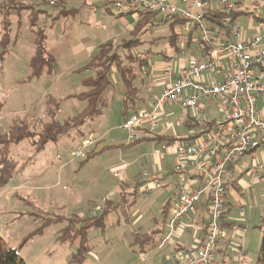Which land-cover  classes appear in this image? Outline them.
I'll return each mask as SVG.
<instances>
[{"label": "rangeland", "instance_id": "1", "mask_svg": "<svg viewBox=\"0 0 264 264\" xmlns=\"http://www.w3.org/2000/svg\"><path fill=\"white\" fill-rule=\"evenodd\" d=\"M112 1L104 4L96 0H66L67 8L77 7L79 10L74 16L60 19L56 25H52L53 21L44 14L39 15L37 23L45 28V48L50 57L53 74L51 76L44 74L23 84L21 80L29 75L28 62L33 52L34 40V34L29 27L28 15L33 10L49 11V8L43 4L37 6L39 0L33 2L34 5L29 0H17L16 3L22 5L23 8L18 10L14 5V9H11L12 15L6 19L10 24L9 32L4 28V12H0V41L6 32L11 40L8 53L1 63L2 69L0 68L2 70L0 72L1 133L17 119L30 122L42 116L47 94L50 98L62 99L60 100L61 109L57 114L60 121L71 118L84 109L86 103L71 96L87 90L86 85L95 77V71L93 69L79 71V69L91 59L90 56L105 41L112 40L113 45H118L122 40L128 39L130 31L129 33L126 31L125 26L128 27L126 23H132L135 19L132 15L127 17L129 20L124 18L117 20L114 17L117 13ZM261 2L259 8L252 7L251 15L264 12V1ZM27 5H32V9L24 8ZM57 12L58 9H55L49 13L54 15ZM152 34L153 37L160 36V34L167 35V27L159 26ZM162 45V43L157 46L144 44L139 48L150 47L153 52H157ZM164 62L160 57L151 55L150 74L146 78L151 85L150 92L156 88L154 91L156 93L163 82L161 69ZM156 63L158 64L155 66ZM150 95L153 94L150 93ZM123 96L124 89L121 84L114 82L103 94L106 105L98 120L83 125L80 133L72 131L58 142L48 143L44 150L35 152L30 140H24L7 148V158L13 163L16 162L18 169L0 194V236L8 245L18 248L21 239L34 231L41 224V220L53 222L55 216L69 218L75 213L83 215L90 207L92 209L88 211V215L92 217L91 212L95 207L99 205L102 210L103 203L108 201V198L103 201L104 196L113 197V193L116 196L117 186H121L117 181L121 178L120 172L126 183H131V186L135 184V180L143 181L140 179L143 174L160 178L165 173V169L161 166L158 173V167L155 166L153 170L151 165L150 158L155 160L154 151L158 149L157 144L149 140L128 142L125 138L127 132L120 129ZM176 106L167 104L160 111L161 114L167 116L172 126L175 117L182 114L180 108ZM216 112L213 105H208L207 119L216 117ZM199 120L204 122V116L201 115ZM99 125L102 126L100 134L110 131L112 134L99 139L96 129ZM90 128L94 131L92 139L90 136L87 138ZM30 130L34 133L41 132L40 123L31 121ZM160 131H163L162 128H158L155 133L160 134ZM174 132L177 137L185 134L182 127H176ZM172 133L173 130H170L169 134ZM86 138L92 143L84 150V154L94 151L96 155L91 157L84 166L79 167L82 159H71L73 158L72 153L80 149ZM97 138L99 141L94 144ZM57 153L63 156L61 163L64 169L60 170V166L55 162ZM258 155V160L262 159V153ZM250 160L251 157L247 155L241 159L239 165L249 163ZM167 161L170 163L168 159ZM112 168H115L114 170L118 168L120 171H114ZM112 171L118 173V176L113 175L116 178H113ZM248 177V174L244 175L243 180L250 182ZM262 186L264 184L253 186L255 199L264 192ZM162 189L163 187L153 189L144 196L140 194L131 212L128 208H120L105 219L102 230L89 233L87 239L91 252L85 255L86 259L82 264H161L163 253L147 247H144V253H140L138 245L133 244L131 233L139 228L140 232L145 234L147 230H154V226L160 222V208L165 202L162 199L168 196L165 194L156 200V195L165 190ZM24 213L29 215L26 216ZM261 213L264 214V209L258 208L257 216ZM6 217L9 223L4 222L3 219ZM117 220L119 224L113 226L112 223H116ZM64 225V222H53L41 234L29 239L18 251L24 263L74 264L70 262V259L71 254L76 253L77 240L72 247L68 242L57 240L58 231ZM192 225L198 229L196 227L198 225L194 223ZM196 229L191 232L195 238L199 234ZM260 237L259 225L255 224L248 228L245 235V248L250 260L255 259L259 252ZM143 254L147 256L146 261L142 260ZM229 256L232 254L230 253ZM215 264H221V261L216 258Z\"/></svg>", "mask_w": 264, "mask_h": 264}, {"label": "built area", "instance_id": "2", "mask_svg": "<svg viewBox=\"0 0 264 264\" xmlns=\"http://www.w3.org/2000/svg\"><path fill=\"white\" fill-rule=\"evenodd\" d=\"M215 1V7L212 0L111 2L117 14L144 10L164 23L181 19L179 30L183 36L195 27L211 47L207 55L199 57L186 52L180 43L179 56L162 66L159 94L147 107L130 113L120 126L131 143L155 136L173 138L158 144L160 157L165 153L173 156L171 174L176 177L177 190L158 249L179 238L182 221L195 214L199 206L204 210L205 230L197 247L177 250L174 264H214L217 243L224 234L221 218L228 203V190L234 184L239 185L246 174L250 182L242 189V195H251V186L264 184V12L249 14L254 27L248 35L236 16L233 17L240 0ZM214 13L223 14L225 19L218 23L210 21ZM137 59L147 63L141 73L149 77L150 54L138 53ZM259 100L263 102L260 108ZM167 104L177 105L182 111L175 117L173 126L160 112ZM208 105L217 111L212 119H207ZM201 115L204 122L199 120ZM176 127L183 128L182 137L174 135ZM158 128L163 130L160 134L155 133ZM91 143L90 139L84 140L71 159H84V150ZM258 153H262V159L258 160ZM247 155L251 157L250 162L239 165ZM141 179L145 181L140 187L143 196L162 187L156 176L143 174ZM100 210L97 205L91 214L95 216ZM146 259L143 255L142 260ZM245 259L244 249L240 247L235 263L246 264Z\"/></svg>", "mask_w": 264, "mask_h": 264}, {"label": "trees", "instance_id": "3", "mask_svg": "<svg viewBox=\"0 0 264 264\" xmlns=\"http://www.w3.org/2000/svg\"><path fill=\"white\" fill-rule=\"evenodd\" d=\"M35 1L38 0H31L32 5H34L33 2ZM40 4L46 5L49 10H55L61 7V10H59L55 19H50L53 23L58 18L67 17V15L73 16L75 13L74 11L65 10L64 7L59 5L56 0H39V3L36 5L39 6ZM14 5L18 10L23 8L22 5H19L14 0H8L0 4V12H4L3 22L5 24L4 28L7 32H9L8 26H10V24L6 19L10 16L11 9H14ZM32 5L24 6V8L32 9ZM107 11L109 12V10ZM42 14L49 18L52 17L48 11L40 9L33 10V12L28 15L29 27L34 34L33 52L28 62L29 75L21 80L22 84L29 83L31 80L39 78L44 74L47 76H51L53 74L50 57L45 48V28L43 26L41 27L39 23H37L39 15ZM132 15H135L136 22L130 31V37L126 40H122L118 45H113L112 41H108L100 45L97 53L79 69V71L91 69L95 70V77L92 78L86 85L87 90L78 95L71 96L74 99L84 101L86 103L81 112L71 118L60 121L57 118V114L61 109L60 100L62 99L59 100L50 98L47 94L42 116L31 120L32 122L35 121L40 123L41 132L34 133L30 130L31 121L28 122L27 120L20 119L13 121L3 133L0 132V192L8 185L11 177L18 170L16 168V162L13 163L7 158V148L9 146L17 145L24 140H30L31 147L35 152H39L44 150L48 143L58 142L63 137L69 135L72 131L79 132L83 125L88 122L98 120V118L102 115V111L106 105V102L103 99V94L116 81L119 82L125 90V104L132 101L133 97H135L137 93L135 87L136 80L138 78L137 73H141L140 71H143L147 66L145 61L141 62L137 59L138 53L150 54V56L155 55L158 58L160 57L163 61L169 62L179 56L180 43L183 44L186 52L189 51L199 57L207 55V52L211 49V47L205 44V42L198 35L195 27L186 36H183L180 32H176L175 28H180L182 25L183 21L181 19H176L171 23H164L157 19L154 14L144 10L122 12L116 14V18ZM224 19L225 16L220 13H214L209 18L210 21L217 23ZM159 26H167L169 34L152 37L151 34L156 31ZM7 32L3 35V38L0 41L1 69V63L4 61V58L8 53L9 44L11 43ZM12 43H14V41ZM161 43L163 45L157 52H153L150 47L143 49L139 48L144 44L157 46ZM0 72H2V70H0ZM114 75H116L117 78L114 77ZM143 76H145L144 73ZM124 107L127 109L128 105ZM125 109L124 119L128 116ZM147 140L153 141L158 145L162 142L173 140V138L170 136H155ZM94 155H96V152L94 151L87 152L85 154V158L80 161L81 165L86 163ZM135 181V184L131 187V192L127 194L126 197L122 195L119 201L110 200L104 202L102 210H100V212H98L95 216L91 217L88 214L84 217L71 215L69 218L55 216L56 218L53 222L65 223V225L58 231L57 240L61 239V242H68L71 247L77 240L76 253L71 254L70 262L74 264H82V262L86 259L85 255H88L91 252L87 239L88 234L93 231L102 230L105 224V219L109 215L115 213L120 208H129V206L135 203V200L141 194L140 187L145 183L144 180ZM122 185L121 187L123 188L127 184L124 182ZM129 200H131V203H129ZM167 206L168 204L165 207ZM227 207L228 206L226 205V208ZM200 209L201 206H199V210ZM226 212L227 211L225 210V213L221 218V231L224 229L225 232H227V229L224 227L225 224H223L222 221ZM24 215L28 216L29 214L24 213ZM53 222L50 220H41V224L38 222L40 225L34 231L28 233L25 238L21 239L22 241L20 242L18 248L11 247L5 239L0 236V264H25L23 259L19 256V249L22 248V246L34 235L41 234L43 230L48 228ZM204 230L205 229L202 228V233H204ZM259 230L261 232L259 252L256 258L252 260L251 264H264V216L261 218ZM135 231L132 234L133 239H135L133 244H140L141 248L139 252L144 253V247L153 249L152 241L155 232L149 235H138L135 234ZM229 257L231 258L232 256Z\"/></svg>", "mask_w": 264, "mask_h": 264}, {"label": "crops", "instance_id": "4", "mask_svg": "<svg viewBox=\"0 0 264 264\" xmlns=\"http://www.w3.org/2000/svg\"><path fill=\"white\" fill-rule=\"evenodd\" d=\"M6 1H8V0H0V4L4 3ZM14 1L16 2L17 0H14ZM29 1L31 2V0H29ZM56 1L59 3V5L64 7L65 10L74 11L75 12L74 15L77 14L79 9H77V7L67 8L66 7V0H56ZM109 1L110 0H96V2H102V3L104 2V4L106 2H109ZM261 1H264V0H240V2L238 3V9H237L238 11H236L233 15V17L236 16L239 24L241 26H243L244 29H246L248 35L253 33V27H254L253 21L251 22L249 20V16H250L249 14L251 13V9L253 6L260 7L259 3L261 4L262 3ZM215 3H216V1L212 0V5L214 7H215ZM50 11L51 10H49L48 13ZM58 12H59V9H58ZM58 12L55 13L54 15H53V13H49L52 16L49 18V20L55 19ZM10 15H12V14H10ZM67 17H71V16L67 15ZM114 17L116 18V14ZM127 17H129V16L116 18V19L121 20L122 18H124L126 20L127 19L129 20V18H127ZM62 18H66V17H61V18L56 19L54 21L53 25H56L57 22ZM134 18L135 19H133L132 23H129V22L126 23V24H128V27L125 26V29L128 33H129V31L132 30L133 25L136 22L135 15H134ZM175 31L180 32L179 28H175ZM168 34H169V31L167 30V35ZM151 35H152V37L154 36L153 34H151ZM108 41H112V40H107L105 42H108ZM97 50H98V48H97ZM97 50L90 57L94 56L97 53ZM165 63L166 62H164V64ZM157 64L158 63H156L155 66ZM137 75H138V78L136 80L137 85L135 84L136 92H137L136 96L133 97L132 101L127 102V104H125V90H124V96H123L122 108H121V123L124 120V109H125L124 106L128 105V107H127V109H125V111L127 112V115H129L130 113L141 109L140 107H142V106L146 107L148 104H150L153 101L154 97H156L161 90V88H159V90L156 93H154L156 88H153L154 91L150 92L149 90L151 88V85L149 84V82L146 79V78H148V76H143V73L141 74L139 72L137 73ZM114 77H116V76H114ZM150 93L153 95L151 96ZM262 104H263V102L261 100H259L258 101L259 108L262 106ZM100 125H102V124H100ZM100 125L96 127V129L98 130V133L102 129V126H100ZM91 128L94 129V127H91ZM91 128L87 132V138L89 136H90V138L93 137L94 131ZM77 133H80V131ZM110 134H112L111 131L108 133H106V132H104L102 134L99 133V135L97 137L99 139H103L104 137H107ZM112 137L117 138L115 135H112ZM98 138L96 139V142L94 144H96L99 141ZM125 138L127 139V135H125ZM158 151H159V147H158V149H156L154 151L155 160H153V158H150V161H151V165L153 166V170H154L155 166L158 167V173H159L160 166L162 169H165V173H163V175L160 176V179L162 178L160 182H162V184H163L162 187L165 190L162 189L163 191H161V193L156 195V200H159L165 194H168V196L162 199V201H165V202L160 208V212H161V218L159 220L160 222L154 226V230H152V231L147 230V232L145 234L149 235V234L155 232V235H154L153 241H152L153 242L152 247H153V249L158 250V252L163 253L162 259H161L162 260L161 264H174V255H175V252L177 250H180V249L191 250V249H195L197 247L201 236H203L202 228H203V224L205 223L206 217H205L204 210H202V209L198 210L195 214L191 215L189 217V219H185L184 221H182L181 225H182L183 230H182L179 238L177 240H175L173 242V244L168 245L161 250L158 249L159 237L162 233H164L166 231V223L170 217V211H169L170 204H171V202H173L176 199V196H177L176 187H175L176 177L171 174V168L173 165V156L171 154L165 153L164 155H161V157H160V154H158L159 153ZM55 156H56L55 162L57 163V165L60 166L59 169L60 170L64 169V166L61 163V160L63 161V156L60 155L59 153L55 154ZM167 159L170 161V163H168ZM86 163H84V164H86ZM153 163L155 165H153ZM84 164L81 165V163L79 162V167L84 166ZM47 166H48V163H47ZM114 169L112 168V170H114ZM116 169L117 170H114V171L119 170L118 168H116ZM114 171L111 172L112 176H113ZM120 176H121V180L117 179V181L119 182L120 185H122V183H124V182L126 183V181L124 180L123 176L121 175V172H120ZM113 178H116V177L113 176ZM126 184L128 186L126 185L123 188L121 186H117L118 190H117L116 196L113 193L112 194L113 197L104 196L102 199L108 198V201H110V200L111 201H119L120 198L122 197V195L126 197V195L131 192V187H132L130 185L131 183L130 184L126 183ZM247 185H248V182L244 181L243 177H242L239 185L234 184L228 190V203H227L228 207L226 208L227 212H226V214L223 218V221H222V223L225 224L224 227L227 229L226 230L227 232H225L224 229L222 230V232H224V234L220 238V240H218L217 247H216V253H215V259L217 258L218 260H220L221 264H236L235 263V255H236V251L239 250L240 247H243L244 252L246 254L245 263L251 264L252 260H253V259L250 260L249 253L246 251V248H245V244H246L245 235L248 232V228L251 227L252 225L256 224V225L260 226L261 218L264 216V214L261 213V214H258V216H257V210H258V208H262V210L264 209V192H262L261 195L257 196V199H255V196L253 195V193H254L253 186H257V185H253V186H251V190H253V192L251 191V195L244 196V195H242V189L246 188ZM164 192H166V193H164ZM0 194H1V192H0ZM0 198H1V196H0ZM250 200L252 201L251 204H250ZM129 203H131V200H129ZM135 204H136V200H135V203L133 205L129 206L128 210H130V212L135 208ZM167 204H168V206L165 207ZM164 207H165V209H164ZM91 209H92V207H90L86 211V213L83 215L80 213H75V215L84 217L88 214V211H90ZM1 214H3V213H1ZM3 220L5 223H9L7 217L4 218ZM191 222L198 225V226H196V227H198V229L194 228V225H192ZM118 224H119L118 220L116 221V223H112L113 226L118 225ZM137 229L135 231V234L144 235L140 232L139 228H137ZM193 229L194 230L196 229V231H199V234L196 238L193 237L191 234V232L194 231ZM229 229H231V230H229ZM232 229H234V230H232ZM133 233H134V231L131 233V236ZM133 241H135V239H133ZM136 241H139V240H136ZM138 247H139L138 250H140V248H141L140 244H138ZM230 253L232 254L231 258L229 257ZM157 264H159V263H157Z\"/></svg>", "mask_w": 264, "mask_h": 264}]
</instances>
